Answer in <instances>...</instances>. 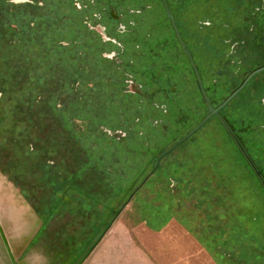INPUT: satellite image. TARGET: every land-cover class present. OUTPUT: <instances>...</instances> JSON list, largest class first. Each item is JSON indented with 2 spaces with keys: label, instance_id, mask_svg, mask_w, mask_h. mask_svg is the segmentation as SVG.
Here are the masks:
<instances>
[{
  "label": "rangeland",
  "instance_id": "rangeland-1",
  "mask_svg": "<svg viewBox=\"0 0 264 264\" xmlns=\"http://www.w3.org/2000/svg\"><path fill=\"white\" fill-rule=\"evenodd\" d=\"M73 1L67 0V6L58 7L57 16L46 15L43 18L48 27L53 26L43 37L31 32L26 36L27 45L23 49L16 45V49L8 48L6 52L0 47L2 63L3 54H6L8 67L9 63L15 64L16 69L24 67L20 58L28 66L19 75V81L25 86L23 88L10 81L5 67L0 69V78L3 79L0 82V127L6 125L3 121L4 111L11 123L19 120L16 123L19 128L14 130L13 137L0 128V217L12 219L13 228H21L22 224L19 223L27 222L17 221L19 218H34L38 225L33 236L35 229L31 227L28 232L30 225L23 226L24 231L27 229L25 233H30L29 238L32 237L30 250L26 256L13 257L14 264H78L81 257L89 251L90 245H94L109 225L99 242L103 244V248L114 251L111 257L115 264H264V193H258V188L249 183H241L244 177L242 171H237L233 177L226 175L229 154L223 144L225 135L216 119L210 120L191 139L162 158L160 165L164 166L163 171L153 175L159 156L197 125V120L185 121L186 112L166 111L162 103L152 101L154 94H145V89L142 93L150 103L144 97H123L119 90L117 102L104 107L100 104V101L106 99L103 97L92 107L98 127L104 134L102 141L83 132L82 121L74 119L77 109L75 104L71 108L65 105L56 107L50 97L37 96V91L45 95V92L48 93L38 89V78H59L67 84L72 79L78 82L73 59L78 61L81 58L103 64L101 71L108 74L107 62L101 59L102 55L119 51L115 45H103L99 36L88 29L89 23L96 22L93 8L90 5L76 6ZM5 2L0 0V28L3 29L8 18L10 25L16 23L20 27L13 34L22 35L26 19L21 16H5L8 7ZM212 2L213 0H206V3H211L210 8L213 7ZM248 3L255 11L262 8L264 0H230L229 8L233 10L226 12L227 18L237 16L241 20L237 4L243 7ZM215 9L218 14L225 15L223 7ZM122 12L123 9L120 10ZM124 15L135 20L137 29L132 25L129 30H132L137 40L150 43L159 40L156 31L147 30L150 25L158 24L155 18L141 27L139 22L144 17L137 18V13L128 12ZM56 19L61 24L59 28L54 25ZM105 20L104 17L103 21ZM219 30L216 34L212 28L204 33L200 32L199 50L197 47L193 50L194 57L202 56L208 78L204 91L209 98H216L219 93L233 90L237 85L235 83L240 82L246 74L235 73L239 69L230 68L220 61V69L215 76V63L219 62L221 51L218 45H213V37L218 38L219 34L224 36L228 28L221 27ZM2 40H5L4 35ZM71 40L75 41V45ZM194 40L198 46L197 37ZM44 42L55 49L54 56L46 55L42 45ZM224 52L229 53L227 48H224ZM116 55L125 59L119 53ZM238 55L241 56L239 53ZM238 55L235 57V52L234 60L244 63V59ZM125 62H128L127 58ZM157 62V65L149 66L136 61L133 67H149L152 78L158 84L165 85V78H168L170 70L164 75L159 70L161 61ZM174 68L173 66L172 69ZM178 69L179 73L173 72L174 76L170 81L176 83L181 90L179 80L184 77V63H177L174 70ZM5 76L11 84L7 80L6 85ZM140 80L145 82L142 78ZM59 88L64 95H71L70 99L74 102L79 99L78 95L83 90L80 85L76 90L68 86ZM259 88H253L250 82L227 109L229 113L233 112L231 120L236 127L242 128V138L250 147L252 156L258 160L256 164L260 168L259 174H254L248 165L246 171L249 175H254L253 181L257 180L264 190V120L259 121L260 113H256L261 111L259 100L264 96L254 94L256 117H251L250 112L254 111L250 105H246L250 115L247 112L235 114L238 105L248 98L249 90L261 93L262 88ZM83 92L86 94V90ZM22 93L24 97H20ZM28 96L37 98L35 107L30 108L26 103L29 102ZM178 100L184 111V106H181L182 98L178 97ZM153 102L163 108H157L154 112ZM229 113H226L227 117L231 115ZM31 115L35 120H30ZM61 116L66 118V123L61 120ZM237 117L250 123L249 128L241 125ZM255 118L259 121L257 124L252 121ZM24 132L28 133L31 142L16 143V135L19 133L21 136ZM110 132H121L123 137L113 138L108 135ZM160 132L166 134L161 135ZM105 140L112 143L123 142L120 146L121 156L126 160H118L111 167L110 160L113 158L111 155H115V146L108 147ZM230 143L234 147L231 141ZM150 144L155 145L157 151L161 150L158 155L149 152L148 149L153 146H146ZM108 168L112 171H108ZM48 173L50 175L46 176ZM52 173L59 177H52ZM211 173L214 180L212 188L208 181L202 180ZM58 179L64 182V186L59 188L67 191L63 194L62 202L55 199L51 188L58 185ZM150 179L154 183L148 185ZM204 184L210 194L203 193ZM122 189L127 190L123 192L124 197L119 193ZM79 192L82 193L81 196L77 195ZM170 195L176 196L173 198L175 201L167 199ZM87 196L91 197V201L85 199ZM219 206L223 209L220 210ZM236 213L241 215V221L237 222L238 228H243L244 223V234H254L250 241L242 238L237 229L234 233L228 226L224 227L226 222L235 218ZM258 245L262 246V251H257ZM258 254L263 257L260 263L254 260Z\"/></svg>",
  "mask_w": 264,
  "mask_h": 264
},
{
  "label": "flooded vegetation",
  "instance_id": "flooded-vegetation-1",
  "mask_svg": "<svg viewBox=\"0 0 264 264\" xmlns=\"http://www.w3.org/2000/svg\"><path fill=\"white\" fill-rule=\"evenodd\" d=\"M5 1L8 6L5 10L6 15L24 16L26 17L27 22L28 17H38L40 20L46 15L57 16L59 11L58 7L64 5L67 6V3H65L67 0ZM73 2H75L76 6L81 5V7L90 5L94 10L93 16L96 17V22L94 24L93 22L89 23L87 26L88 29L99 36L103 45L112 44L119 48L117 53H103L102 55V59L107 62L106 68L110 71L108 74H103L108 75L106 77L104 76L105 80L103 81L107 85L106 88L108 92L111 91V93L109 92L110 94H108L111 96V103L117 102L119 90H121V95L123 97H144L145 95L142 92H145L146 90L145 94L149 96L154 94L152 101L159 102L160 104L162 103V106L166 111L170 110V112L174 111L179 113L186 112V122L197 120L198 123L195 128H193L186 136L210 116L205 123L184 142L176 146L169 153L165 154L170 148L159 156L156 160L153 172L159 166L162 158L171 154L176 148L191 139V137L201 131L210 120L216 119L222 128L223 135H225L223 139H229L246 165L255 172L254 174H259L258 170H260V168L257 165L258 160L252 156L250 147L246 144V141L243 140L242 128L236 127V124L231 120L233 112H228V106L236 97H238L250 82H252L253 88L261 87L262 91L260 93L255 92L254 89L249 90L248 98H246L245 102L238 105L235 114L239 112H247L246 108L249 105L254 111V94L264 96V5L262 8L253 11L252 6L249 3L245 4L243 7H241L240 4H237V6L240 7L238 8V15L241 16V20H239L237 16L234 18H227L226 12H228V10H226V7L229 8L230 0H213L212 4L214 8H210L211 3H206V0H79V2L74 0ZM228 2L229 4L227 5ZM218 6L224 8L225 15L218 14L215 9V7ZM156 8L158 10H156ZM208 8L209 11H207ZM122 9L123 12L120 13V10ZM79 10H81V8ZM232 10L233 8L229 11L232 12ZM127 12L137 13L136 16H139L137 18L144 17L142 22H139L136 18L137 22L141 23V27L145 26L146 22L155 18L158 24L150 25L147 30L150 32L156 31L162 40L159 37V40L154 43L146 42L145 40H137L134 37L132 30H129V27L132 25L133 28L137 29L135 20L126 18L124 14ZM104 17L106 18L105 21H103ZM221 19H224V21H221ZM54 22V25L59 28V19L54 20ZM141 27H139V31ZM221 27H227L228 30L226 32L227 34L224 33V36L222 37L220 34L218 35V38H214L215 36L213 37V45L215 47L218 45L219 51H221L222 54V56L221 54L219 55V62L215 63L217 68L215 70V76L217 75V70L220 69V61L225 62V65H229L230 68L234 67L239 69L238 72L234 71L235 73L245 72L246 74L240 82L238 81L235 83L237 85L233 87V90L227 93H219L216 98H209L204 91L208 78H206V69L204 68L202 56L198 55V57L196 55L197 57H194L195 55L193 54L194 48L197 47L196 49L199 50V38L197 36V46L193 35L195 36V33L200 34V32L204 33L210 28H212L216 34L220 32L219 29H221ZM51 28H53V26L48 27L43 20L37 36L40 37L41 34H46V31L48 29L51 30ZM110 33H112L113 36L110 35ZM118 36L120 38H118ZM200 38L202 39L203 36L200 35ZM71 43L75 45L74 40H71ZM44 44L45 42L42 43V45ZM224 48H227V52L229 53L225 54ZM53 52H55V49H53ZM235 52V57H237L239 53L241 56H238L244 59V63L239 61L236 62L234 60ZM118 53L121 56H124L125 59L127 58L128 62H125V59L123 60L119 55H116ZM128 57H130V59ZM81 59L85 62L91 60ZM157 60L161 61L159 70L164 72V75L170 70L168 78H165V85H163V83L158 84L157 80L152 78L153 75L151 70H149V67H145L144 69H135L133 67L136 61L143 65L148 64L150 66L157 65ZM90 62L94 63L95 61L91 60ZM177 63H184L186 68L184 77H181L179 80L180 86L182 87L181 90L177 88L176 83L174 84L173 81H170L174 74L179 73L180 71V69L174 70ZM163 64L164 67H162ZM173 66L175 67L174 69H172ZM173 72L174 74L172 75ZM249 76L251 77L248 79ZM140 78L145 80V84L141 82ZM246 79L248 80L244 83ZM243 83V87L239 89ZM86 85L89 96H94V83L89 82L86 83ZM148 87H152L151 90L147 89ZM234 92L235 94L226 102L227 98ZM100 96L102 98L106 97V93L103 92ZM178 97L182 98L181 106H184V111L179 106ZM144 99L146 101L148 100L146 97H144ZM147 102L150 103V101ZM259 102L261 111H256V113H260L259 121H261V119L264 120V112H262L264 109V98H261ZM160 104L157 105L154 103V106H152L154 112L157 108L161 107ZM220 106L222 107L218 109ZM217 109L218 111H216ZM225 110H227V112ZM205 112L207 113L206 116ZM226 113L231 114L229 116L230 118L227 117ZM256 113L255 111L250 112L251 117L253 115L256 117ZM238 118L241 125L249 128L250 123H246L241 117ZM252 121H255L256 124L259 122L256 118ZM160 133L161 135L166 134L164 132ZM108 135L113 138L123 137V133L121 134V132H110ZM186 136L184 138H186Z\"/></svg>",
  "mask_w": 264,
  "mask_h": 264
},
{
  "label": "trees",
  "instance_id": "trees-1",
  "mask_svg": "<svg viewBox=\"0 0 264 264\" xmlns=\"http://www.w3.org/2000/svg\"><path fill=\"white\" fill-rule=\"evenodd\" d=\"M226 10L229 11L230 8L226 7ZM5 16L13 17L11 15H5ZM17 16H20V15H17ZM21 18L26 19V17H24V16H21ZM42 23H43V18L39 20L38 17H34V18L28 17V22L27 23L25 22V25L23 26L22 35H19V34L15 35L13 33L17 32V30L20 29V27L16 23L10 25L9 22H8V18H7L6 22L4 23L3 29L0 28V47L1 48L3 47L6 52L8 51V48L16 49L15 48L16 45H20L19 47H22L21 49H23L27 45V41H26L25 37L31 32L36 34V36H37L38 31H39V27H40V25ZM60 26H61V24L59 23V27ZM3 35L5 37V40H2L3 39ZM41 35H43V34H41ZM198 35L199 34L195 33V36L193 35V38L195 39ZM21 40H23V41H21ZM202 40H203V38H202ZM53 49L54 48L49 43L45 42V44L43 45V50L45 51V53H46V55L48 57H50L51 55L54 56ZM221 56H222V54H221ZM5 57H6V54H3V58H2L3 59V63H2V60L0 59L1 60L0 61V65H1L0 69L5 67L7 69V72L9 73L7 76L10 78V81L11 82L13 81L15 84H20L21 85L20 88L25 87L24 84L19 81V80H21V77H19V75H22V73L25 71V66L28 67L27 64H26V61H24L23 58L22 59L20 58L19 60L22 61L21 65H24V67L22 66V68L16 69V65L12 64V63H9L10 67H8L7 59H5ZM0 58H1V55H0ZM13 59H15V58H13ZM73 61H74V64H75L74 68L76 67V72H77V75H78V79H77L78 82L76 80L72 79V80L68 81L70 84H67L66 82H61L59 80V78L55 79L54 77H48V76L46 78H38V80H37L38 89L46 90V91H48V93L45 92L46 93V95H45L41 91H37V96L50 97L51 101H53V104L56 107H64V105H65L68 108H71L75 104L77 109L75 110L76 117L74 119L82 121V130H83V132L89 137L96 136L100 140L103 141L104 138L102 137V135H104V134L102 133V131L98 127V125H99L98 121L95 119L94 113H92V112H95V111H91L92 107L96 106V104L100 100L103 99L100 96L101 93H103V92L106 93V99L105 100L103 99L104 101L102 100V102L100 101V104L105 107V106H107V104L111 103V96L108 95V94L111 93V91H109L110 93L106 92V90H107L106 86L107 85L103 81V80H105V78H102V76H104L103 74L105 73V71H103V72L101 71V67L103 66V64H100L98 62L92 63L90 61L89 62H85L82 59H79L78 61H76V59L75 60L73 59ZM21 65H19V66H21ZM109 72L110 71L108 70V73ZM15 75L17 76L16 78H15ZM2 80L3 79L0 78V82H2ZM7 80L8 79L5 76L6 85H7ZM89 82H91V83L93 82L94 83V88H93V92L95 93L94 96H89V92L87 90V85H86V83H89ZM8 84H11L9 82V80H8ZM79 85H80V87H82L83 90H86V94L82 90V93H79V95H78L79 99H77V101H75V102H74V100L70 99V98H72L71 95H69V94H65L64 95V93L62 92L63 90L61 91V89L59 88V87L66 88L68 86V88H72V89L76 90V88H78ZM50 90H52V92H50ZM4 94L7 95L5 92H4ZM20 97H24V94L22 93L20 95ZM94 97H96L95 100L93 99ZM68 98L70 99L69 101H67ZM36 99H37L36 97L33 98L32 96H28L29 102H26V103L29 104L30 108L35 107ZM91 100H93L94 102L91 101ZM87 104H88V107H87ZM18 105H21V104H18ZM61 112H65V111H61ZM67 112L69 114H72L71 111H67ZM56 113L59 114V112H56ZM4 114L5 115H3L4 116L3 117V121L6 123V125H2L0 128L3 129L4 133H7L11 137H13L14 130L16 128H19L18 126H16V123L19 122V120L15 121L14 123H11L8 120L7 112L4 111ZM79 114H81L82 116H79ZM31 118L33 120H35L32 115L30 117V120H31ZM61 120L64 121V123H66V118L65 117L61 116ZM28 128L31 129L29 126H28ZM92 128L94 129V131H92ZM118 128H120V127L118 126ZM92 133H95V134H92ZM16 136H17L16 143H25V144H27L28 142H31L28 133L24 132V133L21 134V136L18 133ZM105 141H106L108 147L111 148L112 146H115V151H114L115 155L114 154H113V156L111 155V157H113V158H111V160H110L111 161V167H113L114 166V162H116L118 160H119V162H122V159L126 160L124 157L121 156L122 149H121L120 146L123 144V142L112 143V142H109L107 140H105ZM223 144L225 145V149H227L226 152L229 154L228 158H227V167L228 168L226 170V172H227L226 175L228 177H233V175L236 174L237 171H242L243 172L242 174H244L243 175L244 177L241 176L242 180H243V181L240 180V181H242L241 183H249V184H251V186H254V187L258 188L257 189L258 193H262L263 194L264 193L263 187H260V185L258 184L257 180L255 182L253 181V176L254 175L252 176V175H249V173H247V171H246V168H247L246 167L247 166L246 163L244 162V160L242 159L240 154L237 152V150L231 145L230 140L225 139V143H223ZM151 145L153 147L148 149L149 152L150 153L153 152L154 155H158L161 150L157 151L155 145L150 144V145H148L146 147L148 148ZM91 156H92V154L89 155V157H91ZM167 156H169V155H167ZM167 156H165V157H167ZM163 168H164V166L159 164V166L153 172V175H154V173L159 172V171L161 173V171H163ZM107 170L110 171V172L112 171L111 168H108ZM48 171H52V170H48ZM49 175H50V173H48V175H46V176H49ZM51 175H52V177L53 176L54 177L58 176V175L53 174V173ZM212 175L213 174L211 173V174L206 175L204 178H202V180H204L203 182H205V181L209 182V186L211 188H212V184L214 183V180L211 178ZM243 178H245V180ZM151 180L152 179H150V181H148V183H147L148 185L154 183V182L152 183ZM230 182H231V179H230ZM63 183L64 182L61 179H58V181H57L58 185L55 186V187L51 186V188H53V190H54V197H55V199L58 202L59 201L62 202L64 200L63 194L65 192H67L65 190L62 191L61 188H59L60 186H64ZM125 191H127V190L122 189L121 192H119V193H122V195H123V192L125 193ZM170 191H172V190L170 189ZM203 193L205 195H206V193H209V191L207 190L205 184L203 186ZM77 195L81 196L82 193L79 192V193H77ZM256 196H259V195L256 194ZM122 197H124V195ZM175 197L176 196H171L170 195V197H167V199H169L170 202H172V201H175L173 199ZM211 197H213V196H211ZM90 198H88V196H87L85 199L90 200ZM218 204H220V203H218ZM219 207H220L219 208L220 210L223 209L222 206H219ZM240 221H241V215L239 213H236L235 218L233 220H231V222H229V223L226 222L225 224H227V225H225L224 227L228 226V229L230 231L232 230L234 233H235V229H237L240 232L239 235H241L242 238L247 239V240L250 241L252 236L254 238V234H250L249 232H247V234H244V232H245V230L243 229L244 228V223H243V228H238V226H237V222H240ZM221 230L223 231V227L221 228ZM206 246H208V245H206ZM261 248H262V246L258 245L257 251H262ZM260 256L261 255H259V254L257 255V257L255 256V258H254L255 262H259L260 263L262 261L263 257L261 256V259H260Z\"/></svg>",
  "mask_w": 264,
  "mask_h": 264
},
{
  "label": "crops",
  "instance_id": "crops-1",
  "mask_svg": "<svg viewBox=\"0 0 264 264\" xmlns=\"http://www.w3.org/2000/svg\"><path fill=\"white\" fill-rule=\"evenodd\" d=\"M16 220L27 222L19 223V225L22 224L21 228H13L12 219L0 217V264H12L13 257L20 258L26 256L28 250H30L29 245L32 237L31 239L29 238L30 233H25L27 229L24 231L23 226L30 225L28 232L31 230V227L34 228L33 236L38 227L36 220L34 218H19ZM99 243L84 260L85 255L81 257L79 263L83 261L80 264H115L112 263L113 259L111 257L114 251L103 248V244ZM91 247L92 245H90Z\"/></svg>",
  "mask_w": 264,
  "mask_h": 264
},
{
  "label": "water",
  "instance_id": "water-1",
  "mask_svg": "<svg viewBox=\"0 0 264 264\" xmlns=\"http://www.w3.org/2000/svg\"><path fill=\"white\" fill-rule=\"evenodd\" d=\"M251 76H249L248 77V79L250 78ZM248 79H246L245 81H244V83L248 80ZM244 83L240 86V88L239 89H241L242 87H243V85H244ZM238 89V90H239ZM235 94V92L230 96V97H228L227 98V100H226V102L228 101V100H230L231 99V97L233 96ZM225 102V103H226ZM224 103V104H225ZM223 104V105H224ZM222 105V106H223ZM222 106H220L218 109H220ZM218 109L216 110V111H218ZM214 113H215V111H214ZM210 116H208L195 130H193L188 136H186V138H184V139H182V140H180L177 144H175L173 147H171L165 154H167V153H169L170 151H172L176 146H178L179 144H181L182 142H184L190 135H192L197 129H199L204 123H205V121L209 118ZM110 226V225H109ZM109 226L107 227V229L105 230V232L108 230V228H109ZM105 232H103L102 234H101V236L97 239V241L94 243V245L89 249V251L87 252V254L84 256V258H83V260L90 254V252L96 247V245L98 244V242L102 239V237L104 236V234H105ZM82 260V261H83ZM81 261V262H82ZM80 262V263H81ZM79 263V264H80ZM12 264H14V262L12 261Z\"/></svg>",
  "mask_w": 264,
  "mask_h": 264
}]
</instances>
